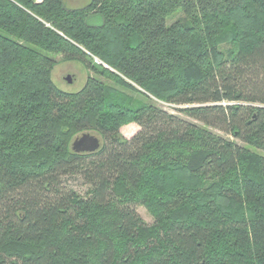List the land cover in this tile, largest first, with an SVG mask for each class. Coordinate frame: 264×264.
<instances>
[{
	"label": "trees",
	"instance_id": "16d2710c",
	"mask_svg": "<svg viewBox=\"0 0 264 264\" xmlns=\"http://www.w3.org/2000/svg\"><path fill=\"white\" fill-rule=\"evenodd\" d=\"M51 54L100 76L63 91ZM257 151L264 0H0V264H264Z\"/></svg>",
	"mask_w": 264,
	"mask_h": 264
},
{
	"label": "rangeland",
	"instance_id": "374dc122",
	"mask_svg": "<svg viewBox=\"0 0 264 264\" xmlns=\"http://www.w3.org/2000/svg\"><path fill=\"white\" fill-rule=\"evenodd\" d=\"M62 1L64 2L65 6L67 8H81V7L86 6L88 3H90L91 0H62ZM180 16H182V13L177 12L175 15H173L167 19V23L168 24L172 23L174 20H176ZM89 23H91V21ZM51 57H53L56 60V64L53 67L51 74H50L51 80L59 89H61L63 91H66V92L79 91L83 87V85L86 82V79L89 76H91V77L100 76L98 69H96L95 71L89 70L83 63H81L79 61H64V60H61V58L59 56H55L52 54H51ZM93 62L95 64H102L103 66L108 68V66L104 65L97 58L93 57ZM67 76L70 77V79H71L70 82L66 80ZM98 78H100V77H98ZM100 80H103L107 84H109V85L115 87L116 89L126 93L128 96L132 97L133 99L140 100V101H146L145 98L142 97V95L139 92L130 91V90L126 89L125 87H121L120 85H117L116 83L112 82L111 80H109L107 78L102 77V78H100ZM154 103H156V105L159 106L160 108H162L163 110H166L168 112L176 114L179 117L187 119V120H189V121H191L197 125H201L200 122H198L196 120H191L190 118L186 117L182 113L175 111L173 106H171L170 104L158 102V101L157 102L154 101ZM138 129H139V127L135 123H129V124H124L121 127L120 132L124 137L130 138ZM208 129L210 131L222 136V137H226V138H229L231 140H234L239 145H243V143L241 141L233 139L231 136L226 135L222 131H219V130H216L213 128H208ZM88 133L90 135L97 137L98 140L101 141L99 135L96 132L91 131ZM81 135H82V133L81 134L79 133L76 137H74L71 140L70 144L73 142V140L75 138H77ZM257 152L264 155V153L261 151H257ZM64 181L66 182V184L70 188H72L73 190L78 192L80 195H84L86 190L89 188V186L87 184L83 183V181L77 176L64 177ZM135 209L147 224H150L153 222L152 216L147 212V210L144 207L136 206Z\"/></svg>",
	"mask_w": 264,
	"mask_h": 264
},
{
	"label": "water",
	"instance_id": "95a60500",
	"mask_svg": "<svg viewBox=\"0 0 264 264\" xmlns=\"http://www.w3.org/2000/svg\"><path fill=\"white\" fill-rule=\"evenodd\" d=\"M67 81H71L70 77H66ZM100 145V142L97 137L90 135L88 133H83L81 136L75 138L72 142V149L76 152H83V151H94Z\"/></svg>",
	"mask_w": 264,
	"mask_h": 264
}]
</instances>
